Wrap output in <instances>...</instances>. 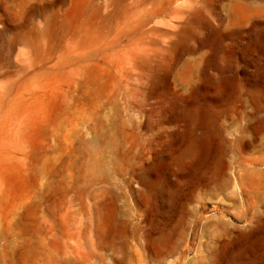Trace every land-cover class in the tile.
I'll use <instances>...</instances> for the list:
<instances>
[{
  "label": "rangeland",
  "instance_id": "rangeland-1",
  "mask_svg": "<svg viewBox=\"0 0 264 264\" xmlns=\"http://www.w3.org/2000/svg\"><path fill=\"white\" fill-rule=\"evenodd\" d=\"M0 264H264V0H0Z\"/></svg>",
  "mask_w": 264,
  "mask_h": 264
}]
</instances>
